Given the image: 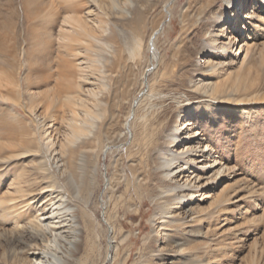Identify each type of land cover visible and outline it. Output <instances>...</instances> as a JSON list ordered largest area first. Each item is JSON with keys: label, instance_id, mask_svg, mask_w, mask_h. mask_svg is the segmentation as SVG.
I'll return each mask as SVG.
<instances>
[{"label": "rangeland", "instance_id": "rangeland-1", "mask_svg": "<svg viewBox=\"0 0 264 264\" xmlns=\"http://www.w3.org/2000/svg\"><path fill=\"white\" fill-rule=\"evenodd\" d=\"M221 8L220 0H0V264H23L40 242L22 226L52 208L53 223L72 235L61 196L79 230L74 264H264V5L241 57L231 48L213 58L230 65L215 62L199 77L195 52L207 29L213 44ZM153 48L156 68L145 73ZM199 80L208 84L195 89ZM134 108L135 119L189 120L226 167L193 188L186 209L196 221L175 222L166 241L176 252L162 259L152 254L164 241V207L151 199L148 154L124 129ZM93 118L95 134L74 138ZM23 180L36 198L9 208Z\"/></svg>", "mask_w": 264, "mask_h": 264}, {"label": "bare ground", "instance_id": "bare-ground-1", "mask_svg": "<svg viewBox=\"0 0 264 264\" xmlns=\"http://www.w3.org/2000/svg\"><path fill=\"white\" fill-rule=\"evenodd\" d=\"M234 2L236 5L233 7L230 6ZM260 5H264V0H252L249 4L239 3L236 0H220V6L222 8L212 16V22L215 26H218L217 32L214 34L213 44L211 45L209 43L211 30L207 29L200 39V45H198L195 52L200 57L199 63L194 64L199 77H206L213 70L214 63L216 62L213 60L214 57H222L225 54L224 52H229L231 48L235 49V52H233L234 59L241 57L242 53L248 48L251 28V31H255L257 28V25L251 22V20L252 17L258 16L256 11L260 8ZM226 21H229L231 26L226 24ZM243 33H245V36H243ZM216 35H222V39L219 40ZM155 39L153 38L150 42L147 41L148 49L154 46ZM214 49H217L219 54H215ZM156 60L158 59L153 48L151 63H149L151 67L148 65L145 73H151L155 70ZM216 63H222V65L231 64L230 61L224 58ZM203 81L199 80L192 86L195 89L199 86H206L208 83ZM143 87H146L147 91L150 87L148 80H144V78L141 79L140 90ZM168 97L165 98L168 99ZM187 100L184 98V101ZM135 118L134 108L132 111L129 110L125 117L124 129L128 142L132 146L140 147L148 154L145 156L149 158L150 177L148 180L153 186L151 199L155 204L158 205L159 203L161 210L164 207L157 221V230H160L158 233L161 239L164 237V241L161 240V243L157 245L155 252L152 254L162 259V254L168 253L169 251L173 254L176 252V249L169 247V243L166 241L167 232L175 226V222L179 220H185L183 223L196 221L192 212L190 213V210L186 209V204L193 195V188L197 189L206 186L209 181L217 179L225 171L226 167L213 155L214 153L211 147H209L207 139L203 135L200 138L201 134L189 126L191 124L189 120L184 119L180 123L179 119ZM84 128L86 130L85 133L82 130H78L75 134L72 132L74 138H81V135H94L96 131V119H87L84 123ZM68 162L70 166V158ZM203 179L204 182H202ZM22 183L24 185L18 187L17 195L11 198V201H13L12 205H9V208L16 207L18 205V199L22 198V202L26 201L30 207V202L36 198L37 190L32 189L31 182L23 180ZM41 192L39 189L38 193ZM54 198L52 199L53 201ZM67 205L66 198L61 196L56 207H65L64 211L66 214L64 215V220H67V226L71 229L70 232H72V235L70 236L72 237H64L61 233L62 231L59 230L60 228L53 223L54 221L52 219L59 218V216L55 215L57 211L54 212V208L50 212L52 217L41 218L37 215L32 217V219H28L25 225L22 226L24 227L23 231L26 232L30 240H38L40 242L39 245H28L25 250L28 251L26 256L20 260L23 264H74L75 254L79 251V230L76 227V218L73 216L72 207ZM160 206L157 207L158 212ZM225 219L226 217H224L222 224L224 226L227 224V220ZM59 223L61 222L59 221ZM173 263L174 259L171 258L169 264Z\"/></svg>", "mask_w": 264, "mask_h": 264}]
</instances>
